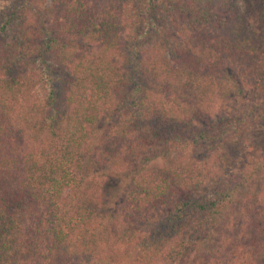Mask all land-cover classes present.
I'll return each mask as SVG.
<instances>
[{
  "label": "trees",
  "instance_id": "16d2710c",
  "mask_svg": "<svg viewBox=\"0 0 264 264\" xmlns=\"http://www.w3.org/2000/svg\"><path fill=\"white\" fill-rule=\"evenodd\" d=\"M8 1L0 264H264V0Z\"/></svg>",
  "mask_w": 264,
  "mask_h": 264
},
{
  "label": "rangeland",
  "instance_id": "374dc122",
  "mask_svg": "<svg viewBox=\"0 0 264 264\" xmlns=\"http://www.w3.org/2000/svg\"><path fill=\"white\" fill-rule=\"evenodd\" d=\"M18 3L19 0H9L6 6L10 9ZM1 14L4 16L6 12L2 11ZM251 153L259 157L260 155H264V129L257 124L242 127L237 133L227 139L217 150L216 161L219 163L223 174L228 175L236 166L237 162H239V159H246ZM117 183L118 180L110 179L104 184V187L105 189H109ZM259 189H261V194L257 201L261 203L264 209V182ZM254 199L255 198H251V202Z\"/></svg>",
  "mask_w": 264,
  "mask_h": 264
}]
</instances>
